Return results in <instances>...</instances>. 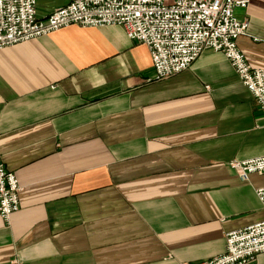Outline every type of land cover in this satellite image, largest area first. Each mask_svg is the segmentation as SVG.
Wrapping results in <instances>:
<instances>
[{
    "label": "crops",
    "instance_id": "obj_1",
    "mask_svg": "<svg viewBox=\"0 0 264 264\" xmlns=\"http://www.w3.org/2000/svg\"><path fill=\"white\" fill-rule=\"evenodd\" d=\"M248 1L237 43L264 70V0ZM69 3L37 0V16ZM154 75L119 26L0 50V153L23 188L11 224L0 216V264H202L264 221V175L229 165L264 157V112L228 59Z\"/></svg>",
    "mask_w": 264,
    "mask_h": 264
},
{
    "label": "built area",
    "instance_id": "obj_2",
    "mask_svg": "<svg viewBox=\"0 0 264 264\" xmlns=\"http://www.w3.org/2000/svg\"><path fill=\"white\" fill-rule=\"evenodd\" d=\"M248 0H70L47 19L37 16V0H0V50L49 35L71 25L119 26L150 51L155 75L171 78L190 68L206 50L223 54L264 112V70L254 68L238 47L249 21L235 16ZM150 80V81H151ZM240 181L264 175V157L230 164ZM17 175L8 171L0 153V216L11 224L20 210ZM264 207V188L257 190ZM264 253V221L226 235L225 253L202 264H251Z\"/></svg>",
    "mask_w": 264,
    "mask_h": 264
}]
</instances>
